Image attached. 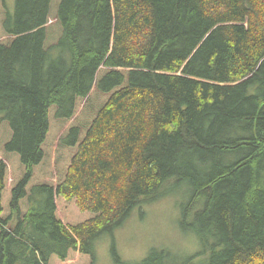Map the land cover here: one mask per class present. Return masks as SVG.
<instances>
[{
    "label": "trees",
    "instance_id": "trees-1",
    "mask_svg": "<svg viewBox=\"0 0 264 264\" xmlns=\"http://www.w3.org/2000/svg\"><path fill=\"white\" fill-rule=\"evenodd\" d=\"M170 183L202 250L115 264H264V0H0V264H95Z\"/></svg>",
    "mask_w": 264,
    "mask_h": 264
},
{
    "label": "rangeland",
    "instance_id": "rangeland-1",
    "mask_svg": "<svg viewBox=\"0 0 264 264\" xmlns=\"http://www.w3.org/2000/svg\"><path fill=\"white\" fill-rule=\"evenodd\" d=\"M5 1L14 12L16 0ZM167 188L161 199L135 208L121 226L94 242L95 264H115L116 256L128 263L139 262L153 249L167 250L183 261L202 250L195 233L181 226V211L189 197V186L170 183Z\"/></svg>",
    "mask_w": 264,
    "mask_h": 264
},
{
    "label": "bare ground",
    "instance_id": "bare-ground-1",
    "mask_svg": "<svg viewBox=\"0 0 264 264\" xmlns=\"http://www.w3.org/2000/svg\"><path fill=\"white\" fill-rule=\"evenodd\" d=\"M141 78H143V77H141ZM145 81V80H144ZM142 83V82H141ZM214 130V129H213ZM203 132H204V130H203ZM210 135H212V134H210ZM203 136V135H202Z\"/></svg>",
    "mask_w": 264,
    "mask_h": 264
}]
</instances>
